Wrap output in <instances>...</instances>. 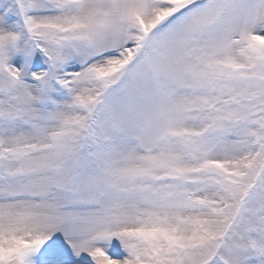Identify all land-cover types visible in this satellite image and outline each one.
I'll use <instances>...</instances> for the list:
<instances>
[{
  "label": "snow or ice",
  "instance_id": "obj_1",
  "mask_svg": "<svg viewBox=\"0 0 264 264\" xmlns=\"http://www.w3.org/2000/svg\"><path fill=\"white\" fill-rule=\"evenodd\" d=\"M0 264H264V0H0Z\"/></svg>",
  "mask_w": 264,
  "mask_h": 264
}]
</instances>
